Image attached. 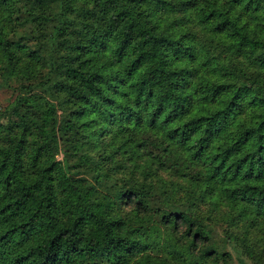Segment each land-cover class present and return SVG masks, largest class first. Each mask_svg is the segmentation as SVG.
Here are the masks:
<instances>
[{"label":"trees","instance_id":"1","mask_svg":"<svg viewBox=\"0 0 264 264\" xmlns=\"http://www.w3.org/2000/svg\"><path fill=\"white\" fill-rule=\"evenodd\" d=\"M0 86V264H264V0H0Z\"/></svg>","mask_w":264,"mask_h":264},{"label":"rangeland","instance_id":"2","mask_svg":"<svg viewBox=\"0 0 264 264\" xmlns=\"http://www.w3.org/2000/svg\"><path fill=\"white\" fill-rule=\"evenodd\" d=\"M14 97L15 95L13 94L11 90L0 86V110H3L4 108H6L9 105L10 101L14 99ZM59 116H60L59 117L60 122L58 126V134L60 138L64 140L69 135V131L66 129V126H65L67 120L69 119V115L66 112H60ZM217 230L218 231H217V234H215L214 240L219 242V240H221L223 237L225 238V233L223 231V228H218ZM231 246H232V243L227 242L226 248L228 250H231ZM233 264H241V263H238L236 260H234Z\"/></svg>","mask_w":264,"mask_h":264}]
</instances>
